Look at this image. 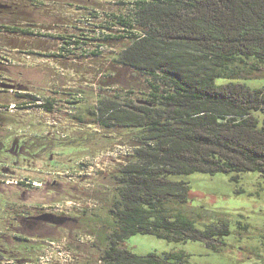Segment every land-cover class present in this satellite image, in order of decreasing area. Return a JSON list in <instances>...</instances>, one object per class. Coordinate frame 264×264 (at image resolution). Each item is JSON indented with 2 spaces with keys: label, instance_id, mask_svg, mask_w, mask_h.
I'll use <instances>...</instances> for the list:
<instances>
[{
  "label": "trees",
  "instance_id": "trees-1",
  "mask_svg": "<svg viewBox=\"0 0 264 264\" xmlns=\"http://www.w3.org/2000/svg\"><path fill=\"white\" fill-rule=\"evenodd\" d=\"M129 5L127 14H111L109 28L98 26L102 35L83 38L95 50L77 56L102 58L104 50L126 40L112 66L137 72L146 92L135 100L100 97L82 122L125 136L131 148L112 173L111 206L93 246L102 264H192L183 251L136 255L123 242L151 235L172 243L200 242L217 252L229 235L228 221L197 228L201 215L188 216L182 209L189 200L188 183L168 177L223 173L237 180L240 173L256 172L264 179V124L254 116L264 114V88L243 82L255 79L252 73L264 63V0H134ZM59 39L61 45L65 37ZM63 50L58 46L55 56L76 55ZM114 76L110 71L102 78ZM218 79L226 82L216 84ZM35 97L24 85L0 81V108L6 111L11 104L27 107ZM103 141L99 136L83 147L98 151ZM97 219L87 216L91 224ZM19 220L16 230L27 234L37 224L61 226L66 217L45 212ZM18 235L0 234V264H43V242Z\"/></svg>",
  "mask_w": 264,
  "mask_h": 264
},
{
  "label": "rangeland",
  "instance_id": "rangeland-1",
  "mask_svg": "<svg viewBox=\"0 0 264 264\" xmlns=\"http://www.w3.org/2000/svg\"><path fill=\"white\" fill-rule=\"evenodd\" d=\"M68 1L72 5L63 1L53 7L58 26L53 37L40 39V55L21 57L23 65L8 75L12 77L9 84L26 86L36 102L15 107L10 114L0 108V234L5 238L20 234L16 226L21 216L63 215L66 220L61 226L37 224L18 236L43 242L45 264H102L93 246L99 242L95 233L107 220L111 206L112 173L131 148L125 136L82 122L100 97L135 100L146 92L137 72L112 66L126 40L104 50L102 58L48 57L56 53L59 38L73 33L74 27L88 31L96 25L109 28L111 14H127L134 0ZM110 71L114 78L103 79ZM252 76L255 79L243 82L250 88H264V63ZM225 82L216 80V84ZM70 94L80 95L73 105L67 101ZM30 97L26 100L31 101ZM254 116L264 124V114ZM99 136L105 145L87 153L83 142ZM14 145L17 153L6 155V149ZM232 176L192 173L168 177L188 183L189 200L182 209L188 216L201 215L197 228L228 221L229 235L217 252L200 242L172 243L151 235L130 236L123 247L136 255L183 251L192 264H264V179L256 172L240 173L237 180ZM91 214L98 217L95 224L88 223Z\"/></svg>",
  "mask_w": 264,
  "mask_h": 264
},
{
  "label": "flooded vegetation",
  "instance_id": "flooded-vegetation-1",
  "mask_svg": "<svg viewBox=\"0 0 264 264\" xmlns=\"http://www.w3.org/2000/svg\"><path fill=\"white\" fill-rule=\"evenodd\" d=\"M63 1L72 5L68 0H0L1 70L13 72L23 65L21 57L40 55V39L53 37L52 31L58 26L53 7L57 2ZM56 54L57 51L48 54V57H56ZM8 75L0 72V80H11L12 77ZM16 149L15 145L6 149V155L16 154Z\"/></svg>",
  "mask_w": 264,
  "mask_h": 264
},
{
  "label": "built area",
  "instance_id": "built-area-1",
  "mask_svg": "<svg viewBox=\"0 0 264 264\" xmlns=\"http://www.w3.org/2000/svg\"><path fill=\"white\" fill-rule=\"evenodd\" d=\"M102 33H103V30L100 29V27H98L97 25L91 26L90 31L83 30V28H75L73 33L65 35V39L61 40V43L63 41L65 43L63 42L61 45H58V46L64 47V50L62 51L63 54H67V55L76 54L77 56H80V55L83 56V52L86 53L87 51L95 50V46L86 47L83 44L84 43L83 38H87V37H91V36H99V35H102ZM106 34H107V32H106ZM99 49H101V48H99ZM60 53H61V51H60ZM12 91L13 90L8 89V93H13ZM79 98H80L79 94H70V96L67 98L68 104L73 105L75 102L78 101ZM14 108H15L14 105L11 104L8 106L7 111L11 112L12 111L11 109H14ZM2 110H4V108ZM26 182L28 183V185L31 184L34 187L37 186L36 183H33V182L29 183V181H26ZM43 260H47V257L46 256L41 257L39 261L42 262ZM43 264H45V263H43Z\"/></svg>",
  "mask_w": 264,
  "mask_h": 264
}]
</instances>
